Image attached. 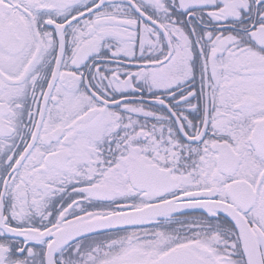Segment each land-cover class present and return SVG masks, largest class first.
Wrapping results in <instances>:
<instances>
[{"label":"snow or ice","instance_id":"1","mask_svg":"<svg viewBox=\"0 0 264 264\" xmlns=\"http://www.w3.org/2000/svg\"><path fill=\"white\" fill-rule=\"evenodd\" d=\"M0 264H264V0H0Z\"/></svg>","mask_w":264,"mask_h":264}]
</instances>
